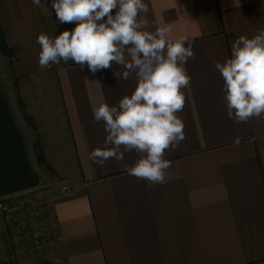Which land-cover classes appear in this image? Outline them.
Returning a JSON list of instances; mask_svg holds the SVG:
<instances>
[{"label": "crops", "instance_id": "0c3cea01", "mask_svg": "<svg viewBox=\"0 0 264 264\" xmlns=\"http://www.w3.org/2000/svg\"><path fill=\"white\" fill-rule=\"evenodd\" d=\"M41 2L0 0V22L15 52L12 67L0 55V72L9 67L18 80L40 70L41 33L54 38L76 26L56 19L53 0ZM145 2V30L171 26V39L192 45L194 58L185 65L191 83L181 89L185 105L177 113L186 139L165 151L171 167L164 185L128 174L140 158L135 151L101 168L89 156L107 132L93 109L130 96L135 74L117 80L113 71L124 69L114 62L95 75L71 61L46 68L64 109L61 137L75 165L72 186L55 193L53 264H264V116L239 124L230 119L224 81L213 66L230 58L235 39L264 29V0ZM0 264H21L1 213Z\"/></svg>", "mask_w": 264, "mask_h": 264}, {"label": "clouds", "instance_id": "9594fccd", "mask_svg": "<svg viewBox=\"0 0 264 264\" xmlns=\"http://www.w3.org/2000/svg\"><path fill=\"white\" fill-rule=\"evenodd\" d=\"M51 7L61 24L76 26L54 38L44 33L37 37L41 69L71 61L95 75L114 62L124 69L113 71L117 80L132 74L137 78L132 94L117 106L101 103L93 109L94 121L104 122L107 136L89 159L103 168L109 159L123 161L125 153L135 151L140 158L128 174L164 185L171 167L165 151H174L186 139L185 124L177 113L185 105L181 89L191 83L185 67L194 58L191 43L187 38L171 39V26L145 30L149 20L140 15L149 12L145 0H53ZM213 66L224 81L230 119L239 124L264 116V29L251 38L235 39L230 58L214 60ZM239 143L237 137L234 144Z\"/></svg>", "mask_w": 264, "mask_h": 264}, {"label": "rangeland", "instance_id": "374dc122", "mask_svg": "<svg viewBox=\"0 0 264 264\" xmlns=\"http://www.w3.org/2000/svg\"><path fill=\"white\" fill-rule=\"evenodd\" d=\"M10 73L9 67L0 72V94L24 141L30 170L40 181L36 189L8 200L22 222V228L16 233L18 256L21 264H53L56 249L48 246L46 236L56 229L53 215L55 193L70 188L75 175L70 149L62 138L66 126L64 109L52 70L40 68L38 74L20 79L16 88L17 79ZM23 112L33 118L37 132L26 124ZM36 143L43 150L45 166L38 163ZM36 213L40 215L35 216Z\"/></svg>", "mask_w": 264, "mask_h": 264}, {"label": "water", "instance_id": "95a60500", "mask_svg": "<svg viewBox=\"0 0 264 264\" xmlns=\"http://www.w3.org/2000/svg\"><path fill=\"white\" fill-rule=\"evenodd\" d=\"M39 184L30 170L22 136L0 94V198L31 191Z\"/></svg>", "mask_w": 264, "mask_h": 264}, {"label": "built area", "instance_id": "2783aa9c", "mask_svg": "<svg viewBox=\"0 0 264 264\" xmlns=\"http://www.w3.org/2000/svg\"><path fill=\"white\" fill-rule=\"evenodd\" d=\"M15 210L16 209L10 203H7V198H0V213L3 216L5 226L10 231L14 242H16V244H17L16 233H17L18 229L22 228V225H20V224H22V222L20 220L19 215L16 213ZM37 215H40V214L36 213L35 216H37ZM46 237L49 241L48 246L51 249L55 250V248H56V246H55L56 245V229L54 231H52V233L48 232Z\"/></svg>", "mask_w": 264, "mask_h": 264}, {"label": "trees", "instance_id": "16d2710c", "mask_svg": "<svg viewBox=\"0 0 264 264\" xmlns=\"http://www.w3.org/2000/svg\"><path fill=\"white\" fill-rule=\"evenodd\" d=\"M0 54L2 56H4L6 59H8L10 67H12V63H13V60L15 58V52L7 44L6 35H5V32H4L3 27L1 25V22H0ZM18 82H19L18 79L15 80V88L17 87ZM19 105L22 108L24 107V106H22V102L20 100H19ZM23 116H24L26 124L32 129V131L37 132V128L33 123V118L29 114L24 113V112H23ZM36 150L38 152L37 153V160H38L39 165L45 166L46 161H45L44 155L42 153L43 150H42L41 146L37 145V143H36ZM45 264H49V263H45Z\"/></svg>", "mask_w": 264, "mask_h": 264}]
</instances>
